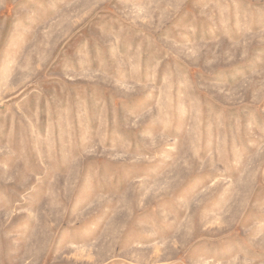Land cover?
<instances>
[{"label":"rangeland","instance_id":"obj_1","mask_svg":"<svg viewBox=\"0 0 264 264\" xmlns=\"http://www.w3.org/2000/svg\"><path fill=\"white\" fill-rule=\"evenodd\" d=\"M0 264H264V0H0Z\"/></svg>","mask_w":264,"mask_h":264}]
</instances>
